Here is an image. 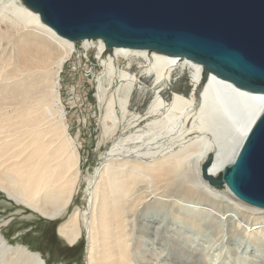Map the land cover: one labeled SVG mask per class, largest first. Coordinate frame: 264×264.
Here are the masks:
<instances>
[{
  "label": "bare ground",
  "instance_id": "obj_1",
  "mask_svg": "<svg viewBox=\"0 0 264 264\" xmlns=\"http://www.w3.org/2000/svg\"><path fill=\"white\" fill-rule=\"evenodd\" d=\"M5 41L9 51L1 50ZM91 51L101 68L94 94L101 135L123 134L93 172L87 210L69 212L81 165L59 80L72 54L79 60ZM135 59L142 62L137 75L130 71ZM4 71L0 193L47 222L62 220L57 236L68 247L83 238L85 264H206L205 246L197 239L220 231L218 213L227 217L238 209L243 218L245 210L264 225V210L202 178L208 158L212 178L234 161L264 111V95L240 90L185 58L107 50L100 40L68 41L21 0H0V75ZM146 93L151 99L144 111L130 109L133 95ZM231 233L229 241L242 254L249 252L250 243L243 246L239 232ZM261 235L250 241L257 252L264 245ZM0 264L45 263L0 234Z\"/></svg>",
  "mask_w": 264,
  "mask_h": 264
},
{
  "label": "water",
  "instance_id": "obj_2",
  "mask_svg": "<svg viewBox=\"0 0 264 264\" xmlns=\"http://www.w3.org/2000/svg\"><path fill=\"white\" fill-rule=\"evenodd\" d=\"M59 37L107 50L185 58L236 88L264 95V0H21ZM242 203L264 210V111L234 161L216 177Z\"/></svg>",
  "mask_w": 264,
  "mask_h": 264
},
{
  "label": "rangeland",
  "instance_id": "obj_3",
  "mask_svg": "<svg viewBox=\"0 0 264 264\" xmlns=\"http://www.w3.org/2000/svg\"><path fill=\"white\" fill-rule=\"evenodd\" d=\"M6 47L7 42L6 44L3 43L1 50L7 51ZM78 47L76 45V48ZM93 55L94 51L88 54L81 53L80 59L76 60L72 54L64 65L59 80L61 99L66 112L67 131L70 138L75 140L81 165V182L69 212L73 208H79L81 212L87 210V203L92 190L90 179L93 177V172L102 161L104 154L116 141L118 135L123 134V130L122 132L121 130H112L106 137L101 135L102 130L98 120L102 111L94 98L96 77L98 78L101 73V68L99 62L96 64ZM131 63L130 71L137 75L140 71L137 70V67L142 62L135 59ZM117 67L125 68V62H120ZM5 72L1 73L0 78L5 79ZM136 98L140 106L135 105ZM150 99V93L142 96L135 94L132 97L131 105L133 106H130V109H137L141 113ZM44 124L45 122L41 123V125ZM238 212V209L237 211L230 209L226 213L229 214L227 217H224V213H218L220 231L213 235L207 232L205 238L199 236L197 239L200 244L205 246L206 264H236L237 260L239 264H264V245L259 252L254 250L251 245V242L257 241L256 239L262 236L261 233H264V225L245 210L243 211V218ZM61 222L62 220L47 222L25 208L15 206L0 193V234L8 244L22 246L30 252L38 254L45 264H85L84 239L82 238L77 246L68 247L56 233L57 226ZM233 229L239 232V241L242 242L243 246H248V242L250 243L251 248L246 254H242L241 247L237 248L229 241ZM253 233L256 234V237ZM168 263L165 261L164 264Z\"/></svg>",
  "mask_w": 264,
  "mask_h": 264
}]
</instances>
